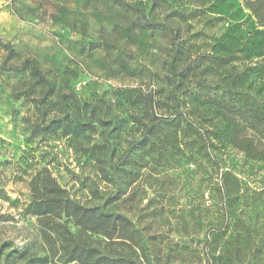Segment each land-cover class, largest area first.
I'll return each mask as SVG.
<instances>
[{
	"label": "rangeland",
	"instance_id": "1",
	"mask_svg": "<svg viewBox=\"0 0 264 264\" xmlns=\"http://www.w3.org/2000/svg\"><path fill=\"white\" fill-rule=\"evenodd\" d=\"M124 1L127 6L121 7L112 0H0V33L14 46L8 56L0 45V187L8 196L0 198V264H84L73 258L75 243L143 264H208L202 241L215 218L209 161L166 149V157L138 150L128 163L118 164L153 114L171 115L175 104L167 79L169 30L129 33L127 27L133 16L145 12L176 28L194 55L229 56L225 65L203 63L185 84L202 77L221 86L236 85L260 100L264 27L243 0ZM90 41L107 46L89 50ZM26 59L52 82L55 94L47 102L40 103L43 87L29 70L3 67L20 66ZM242 72L250 75L236 84L232 74ZM180 110L211 126L207 128L224 123L215 108L186 95H181ZM41 116L93 125L35 136L31 125ZM243 135L255 138L264 150L262 134L245 130ZM224 150L228 166L240 172L250 190L263 186L261 165L245 162L247 155L232 144ZM55 183L86 206H104L129 218L143 237V248L123 238L122 231L109 238L65 216L38 215L33 198L44 184ZM262 203L257 210L244 209L259 230L264 225ZM245 256L242 264L252 262V253ZM256 264H264V250Z\"/></svg>",
	"mask_w": 264,
	"mask_h": 264
},
{
	"label": "trees",
	"instance_id": "2",
	"mask_svg": "<svg viewBox=\"0 0 264 264\" xmlns=\"http://www.w3.org/2000/svg\"><path fill=\"white\" fill-rule=\"evenodd\" d=\"M243 1L258 19L260 25L264 27V0ZM112 2L121 7L127 6L124 0H112ZM135 29L169 30L171 52L167 79L172 85L175 104L171 115L153 114L150 124L146 126L141 137L130 141L128 148L119 157L118 164L128 163L133 153L138 150L166 157L167 151L164 150L177 149L186 155L198 154L206 158L214 172V176L209 177L212 182L210 195L214 199L215 218L210 223L206 238L202 241L204 250L202 253L205 254L208 264H242L244 256L252 253L253 260L249 264H256L258 254L264 250V225L263 229L259 230V226L251 221L253 218L245 217L244 209L257 210L263 205L264 184L250 190L245 178L243 180L239 176L240 172L237 173L235 169L228 166L230 161L226 157L224 148L232 144L235 149L247 155L245 162H256L250 163L252 167L259 164L264 168V150L258 146L255 138L243 135L246 130L264 136V100L258 99L250 92L238 89L236 85L221 86L202 77L189 80L186 85L184 79L203 63L225 65L231 61L230 57L213 54L194 55L176 28L163 21L150 18L145 12H140L131 18L127 31L131 33ZM0 45L7 51L8 56L13 54V43L1 33ZM87 46L89 50H94L106 47L107 42L90 41ZM182 54L187 55L183 64L180 65L178 61L181 60ZM3 67L17 72L29 70L35 82L43 87L41 90L43 100L40 103L47 102V99L55 94L51 80L34 61L26 59L20 66L4 64ZM232 75V80L239 84L250 74L242 72ZM181 95L215 108L224 123L221 124L220 121V125L207 128L211 126H204L202 122L193 119L187 112L180 110ZM41 117L31 125L35 136H40L53 129L70 132L81 128L84 131L87 129L86 125H93L81 119L65 116L49 121ZM97 121L103 122L100 117H97ZM160 137H162L161 142L158 141ZM175 139L178 143H175ZM111 169L112 173H116L114 170L116 166ZM242 173L245 172L242 171ZM262 181L264 182V176ZM44 185L41 192L36 193L31 204L38 215L65 216L86 231L103 233L109 238L114 237L118 231V233L122 231L123 238L143 248L142 235L137 231L134 223L123 214L106 210L104 206H86L70 198L57 183ZM7 197L5 190L0 187V198ZM43 235L47 237V232L44 231ZM71 253L74 259L84 264H143L142 261H137L132 257L104 254L96 248L80 243L72 246ZM200 259L204 260L201 256ZM148 262L151 264V261Z\"/></svg>",
	"mask_w": 264,
	"mask_h": 264
}]
</instances>
